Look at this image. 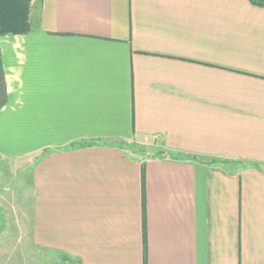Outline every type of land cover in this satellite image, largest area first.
<instances>
[{
  "label": "crops",
  "instance_id": "1",
  "mask_svg": "<svg viewBox=\"0 0 264 264\" xmlns=\"http://www.w3.org/2000/svg\"><path fill=\"white\" fill-rule=\"evenodd\" d=\"M29 14L30 31L0 36L14 263L264 264V7L31 0Z\"/></svg>",
  "mask_w": 264,
  "mask_h": 264
},
{
  "label": "trees",
  "instance_id": "2",
  "mask_svg": "<svg viewBox=\"0 0 264 264\" xmlns=\"http://www.w3.org/2000/svg\"><path fill=\"white\" fill-rule=\"evenodd\" d=\"M253 4L264 7V0H250ZM31 0H0V36L18 34L30 31ZM7 91L4 79V69L0 54V109L7 102Z\"/></svg>",
  "mask_w": 264,
  "mask_h": 264
},
{
  "label": "rangeland",
  "instance_id": "3",
  "mask_svg": "<svg viewBox=\"0 0 264 264\" xmlns=\"http://www.w3.org/2000/svg\"><path fill=\"white\" fill-rule=\"evenodd\" d=\"M4 35H10V34H4ZM1 36H3V35H1ZM123 145H124V148L131 150L132 152H135L137 154H145L147 156H152L156 152V150L151 149V147H149V146L148 147H140V146H136V144L132 145V144L127 143V142H125ZM158 148L160 149L158 151L159 154L163 155L165 153V151L161 150L162 149L161 147H158ZM163 156H167V154L165 153ZM17 171L18 170L12 164L5 163L4 161H0V186H5L8 184L10 185L9 187L14 186V184L18 178L16 175ZM19 176L22 177L23 184H27V182H28L27 176H25L24 174H22V175L20 174ZM2 197L6 198L7 194H5ZM2 238H3V236L0 235V240ZM17 244H21V245L17 247ZM23 244H25V243L13 242L9 239H4V242L3 241L0 242V247H3V248H0V253H2V252L4 253L5 251L10 253L9 263L15 264L14 262H17L22 258V250L24 247Z\"/></svg>",
  "mask_w": 264,
  "mask_h": 264
}]
</instances>
